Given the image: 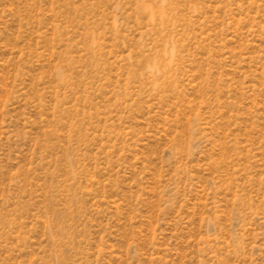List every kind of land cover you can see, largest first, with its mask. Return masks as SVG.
<instances>
[{"label":"rangeland","instance_id":"obj_1","mask_svg":"<svg viewBox=\"0 0 264 264\" xmlns=\"http://www.w3.org/2000/svg\"><path fill=\"white\" fill-rule=\"evenodd\" d=\"M0 264H264V0H0Z\"/></svg>","mask_w":264,"mask_h":264}]
</instances>
